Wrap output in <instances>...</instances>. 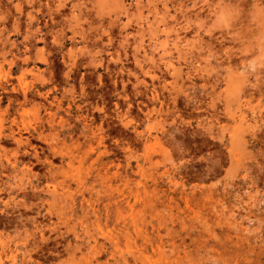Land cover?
Wrapping results in <instances>:
<instances>
[{"label": "rangeland", "instance_id": "rangeland-1", "mask_svg": "<svg viewBox=\"0 0 264 264\" xmlns=\"http://www.w3.org/2000/svg\"><path fill=\"white\" fill-rule=\"evenodd\" d=\"M0 85V264H264V0H0Z\"/></svg>", "mask_w": 264, "mask_h": 264}, {"label": "bare ground", "instance_id": "bare-ground-1", "mask_svg": "<svg viewBox=\"0 0 264 264\" xmlns=\"http://www.w3.org/2000/svg\"><path fill=\"white\" fill-rule=\"evenodd\" d=\"M11 55H12V54H11ZM25 55L27 56V54H25ZM23 56H24V55H23ZM13 59H14V58H13ZM22 59H23V58H22ZM42 59H43V58H42ZM44 60H45V59H44ZM10 61H12V60H10ZM21 61H22V60H21ZM27 61H28V60H27ZM12 63H13V62H12ZM12 63H11V64H12ZM8 64H9V63H8ZM26 64H27V63H26ZM27 65H28V64H27ZM27 65H26V66H27ZM9 68H10V67H9ZM13 68H14V67H13ZM27 68H28V67H27ZM10 69H11V68H10ZM20 69H21V68H20ZM25 69H26V68H25ZM25 69H24V70H25ZM32 69H33V68H32ZM35 69H37V68H35ZM24 70H23V71H24ZM33 70H34V69H33ZM70 71H72V70H70ZM31 72H32V71H31ZM7 73H8V72H7ZM32 73H33V72H32ZM69 73H70V72H69ZM15 74H16V73H15ZM25 74H26V73H25ZM33 74H34V73H33ZM41 74H42V73H41ZM23 75H24V74H23ZM23 75H22V76H23ZM42 75H43V74H42ZM70 76H71V75H70ZM4 77H5V76H4ZM6 77H7V76H6ZM10 77H11V76H10ZM24 77H25V76H24ZM15 78H16V77H15ZM19 78H20V77H19ZM40 78H41V77H40ZM23 79H24V78H23ZM43 80H45V79H43ZM16 81H17V79H16ZM41 81H42V80H41ZM41 83H42V82H41ZM7 85H8V84H7ZM0 86H1V85H0ZM2 86L4 87V85H2ZM16 88H17V87H16ZM23 88H24V87H23ZM10 89H11V88H10ZM31 89H32V88H31ZM3 90H4V89H3ZM19 90H20V89H19ZM14 91H15V89H14ZM21 91H22V90H21ZM26 91H28V90H26ZM12 92H13V91H12ZM49 92H50V91H49ZM70 92H71V91H70ZM8 93H9V92H8ZM23 93H25V92H23ZM68 93H69V92H68ZM75 93H76V92H75ZM36 94H37V93H36ZM42 95H43V94H42ZM49 95H50V94H49ZM56 95H57V94H56ZM47 96H48V95H47ZM74 96H75V94H74ZM71 97H72V96H71ZM47 98H48V97H47ZM54 98H55V97H54ZM56 98H57V96H56ZM72 98H73V97H72ZM72 98H71V99H72ZM6 99H7V98H6ZM8 99H10V98H8ZM42 99H43V98H42ZM54 100H56V99H54ZM10 101H11V100H10ZM14 101H15V100H14ZM46 101H47V100H46ZM50 101H51V100H50ZM20 102H21V101H20ZM51 102H52V101H51ZM63 102H64V101H63ZM21 103H22V102H21ZM28 103H29V102H28ZM68 103H69V102H68ZM8 104H10V103H8ZM16 104H17V103H16ZM16 104H15V105H16ZM44 104H45V103H44ZM13 105H14V104H13ZM17 105H18V104H17ZM29 106H30V105H29ZM54 106H55V105H54ZM59 106H61V105H59ZM18 107H19V106H18ZM16 108H17V107H16ZM16 108H15V109H16ZM23 108H24V107H23ZM40 108H41V107H40ZM43 108H44V107H43ZM56 108H57V107H56ZM62 108H63V107H62ZM12 109H13V108H12ZM28 109H29V108H28ZM34 109H35V108H34ZM57 110H58V109H57ZM47 111H48V110H47ZM49 111H50V110H49ZM52 111H53V110H52ZM55 111H56V109H55ZM68 111H69V110H68ZM48 113H49V112H48ZM54 113H55V112H54ZM54 113H53V114H54ZM67 113H68V112H67ZM14 114H15V113H14ZM16 114H17V113H16ZM51 114H52V113H51ZM79 114H80V113H79ZM5 115H6V114H5ZM17 115H18V114H17ZM58 115H59V114H58ZM8 116H9V115H8ZM8 116H7V118H8ZM10 116H11V115H10ZM28 116H29V115H28ZM18 117H20V116H18ZM22 117H24V115H23ZM44 118H45V117H44ZM4 119H5V118H4ZM4 119H3V120H4ZM24 119H26V118H24ZM40 119H41V118H40ZM16 120H17V118H16ZM22 120H23V119H22ZM42 120H43V119H42ZM47 120H48V119H47ZM29 121H30V120H29ZM5 122H6V121H5ZM47 122H48V121H47ZM50 122H51V121H50ZM53 122H55V121H53ZM62 122H63V121H62ZM81 122H82V121H81ZM64 123H65V121H64ZM60 125H62V124H60ZM64 125H65V124H64ZM67 125H68V124H67ZM82 125H83V124H82ZM91 125H92V124H91ZM26 126H27V125H26ZM34 126H35V125H34ZM27 127H28V126H27ZM49 127H51V126H49ZM64 127H65V126H64ZM67 127H68V126H67ZM70 127H71V126H70ZM0 128H1V127H0ZM29 128H30V127H28V129H29ZM62 128H63V127H62ZM87 128H88V127H87ZM87 128H86V129H87ZM26 129H27V128H26ZM36 129H37V128H36ZM43 129H44V128H43ZM58 129H59V128H57V130H58ZM95 129H96V128H95ZM9 130H10V129H9ZM21 130H22V129H21ZM24 130H25V129H24ZM29 130H30V129H29ZM29 130H27V131H29ZM31 130H32V128H31ZM34 130H35V129H34ZM89 130H90V129H89ZM89 130H88V131H89ZM92 130H93V129H92ZM37 131H38V130H37ZM64 131H65V130H64ZM64 131H63V132H64ZM90 131H91V130H90ZM97 131H98V130H97ZM1 132H2V131H1ZM19 132H20V131H19ZM24 132H25V131H24ZM38 132H40V131H38ZM71 132H72V130H71ZM73 132H74V129H73ZM6 133H7V132H6ZM6 133H5V131H4V134H6ZM17 133H18V132H17ZM45 133H46V132H45ZM55 133H56V132H55ZM58 133H59V132H58ZM68 133H70V132H68ZM68 133H67V134H68ZM85 133H86V132H85ZM90 133H92V131H91ZM93 133H94V132H93ZM93 133H92V134H93ZM18 134H19V133H18ZM87 134H88V133H87ZM94 134H95V133H94ZM2 135H3V134H2ZM2 135H1V136H2ZM14 135H15V134H14ZM28 135H31V134H28ZM45 135H46V134H45ZM59 135H60V134H59ZM32 136H34V135H32ZM70 136H71V135H70ZM70 136H69V137H70ZM85 136H86V135H85ZM85 136H84V137H85ZM88 136H89V135H88ZM17 137H18V136H17ZM41 137H42V136H41ZM59 137H60V136H59ZM5 138H6V137H5ZM8 138H9V137H8ZM12 138H13V137H12ZM56 138H58V137H56ZM56 138H55V139H56ZM15 139H16V138H15ZM40 139H41V138H40ZM45 139H46V138H45ZM73 139H74V138H73ZM95 139H96V138H95ZM2 140H3V139H2ZM7 140H8V139H6V141H7ZM24 140H25V139H24ZM43 140H44V139H43ZM48 140H49V139H48ZM48 140H47V141H48ZM59 140H60V139H59ZM85 140H86V139H85ZM0 141H1V140H0ZM8 141H9V140H8ZM13 141H14V140H13ZM17 141H18V140H17ZM44 141H45V140H44ZM44 141H43V143H44ZM52 141H53V140H52ZM52 141H51V142H52ZM54 141H55V140H54ZM56 141L58 142V140H56ZM56 141H55V142H56ZM88 141H89V140H88ZM49 142H50V141H49ZM59 142H60V141H59ZM64 142H65V141H64ZM27 143H28V142H27ZM30 143H31V142H30ZM47 143H48V142H47ZM52 143H53V142H52ZM75 143H76V142H75ZM9 144H10V143H9ZM62 144H63V143H62ZM27 145H28V144H27ZM46 145H47V144H46ZM50 145H51V144H50ZM73 145H74V144H73ZM75 145H76V144H75ZM85 145H86V144H85ZM89 145H90V144H89ZM89 145H88V146H89ZM47 146H48V145H47ZM57 146H58V145H57ZM67 146H68V145H67ZM83 146H84V145H83ZM83 146H82V147H83ZM69 147H70V146H69ZM92 147H93V146H92ZM100 147H101V146H100ZM51 148H52V147H51ZM1 149H2V146H1ZM54 149H55V148H54ZM98 149H99V148H98ZM82 150H83V148H82ZM85 150H86V149H85ZM9 151H10V150H9ZM17 151H18V149H17ZM75 151H76V150H75ZM75 151H74V152H75ZM54 152H55V151H54ZM56 152H58V151H56ZM66 152H68V151H66ZM96 152H97V151H96ZM25 153H26V152H25ZM41 153H42V152H41ZM58 153H59V152H58ZM68 153H69V152H68ZM11 154H12V153H11ZM21 155H22V154H21ZM70 155H71V154H70ZM78 155H79V154H78ZM13 156H14V152H13ZM22 156H23V155H22ZM53 157H54V156H53ZM69 157H70V156H69ZM79 157H80V156H79ZM15 158H17V157H15ZM54 158H55V157H54ZM54 158H53V159H54ZM89 158H90V157H89ZM1 159H2V158H1ZM5 159H6V158H4V160H5ZM48 159H49V158H48ZM72 159H73V158H72ZM75 159H76V158H75ZM4 160H3V161H4ZM6 160H7V159H6ZM12 160H13V159H12ZM39 160H40V159H39ZM66 160H67V159H66ZM78 160H79V159H78ZM3 161H2V162H3ZM15 161H16V160H15ZM37 161H38V160H37ZM44 161H45V160H44ZM48 161H49V160H48ZM50 161H51V160H50ZM50 161H49V162H50ZM72 161H73V160H72ZM75 161H76V160H75ZM87 161H88V159H87ZM89 161H90V160H89ZM103 161H105V160H103ZM13 162H14V161H13ZM64 162H65V161H64ZM98 162H99V161H98ZM33 163H34V162H33ZM35 163H36V162H35ZM35 163H34V164H35ZM41 163H42V162H41ZM41 163H40V164H41ZM72 163H74V162H72ZM75 163H76V162H75ZM88 163H89V162H88ZM37 164H38V162H37ZM37 164H36V165H37ZM53 164H54V163H53ZM70 164H71V163H70ZM99 164H100V163H99ZM7 165H8V164H7ZM11 165H12V164H11ZM14 165H15V164H14ZM64 165H65V164H64ZM79 165H81V164L79 163ZM96 165H97V164H96ZM22 166H23V165H22ZM29 166H30V165H29ZM32 166H33V165H32ZM46 166H47V165H46ZM62 166H63V163H62ZM3 167H4V166H3ZM3 167H2V168H3ZM55 167H56V166H55ZM60 167H61V166H60ZM69 167H70V166H69ZM71 167H73V166H71ZM11 168H12V167H11ZM29 168H30V167H29ZM110 168H111V167H110ZM24 169H25V168H24ZM5 170H6V169H5ZM60 170H61V169H60ZM99 170H100V168H99ZM99 170H98V171H99ZM1 171H2V170H1ZM25 171H26V170H25ZM29 171H30V170H29ZM46 171H47V170H46ZM80 171H81V170H80ZM54 172H55V171H54ZM81 172H82V171H81ZM101 172H102V171H101ZM21 173H22V172H21ZM29 173H30V172H29ZM31 173H32V172H31ZM99 173H100V172H99ZM93 174H94V173H93ZM100 174H101V173H100ZM11 175H12V174H11ZM22 175H23V173H22ZM15 176H17V175H15ZM71 176H72V175H71ZM103 176H104V175H103ZM22 177H23V176H22ZM24 177H25V176H24ZM28 177H29V175H28ZM32 177H34V176H32ZM35 177H36V176H35ZM57 177H58V176H57ZM59 177H60V175H59ZM91 177H92V176H91ZM41 178H42V177H41ZM43 178H44V177H43ZM50 178H51V177H49V179H50ZM93 178H94V177H93ZM28 179H29V178H28ZM49 179L47 178V180H49ZM51 179H52V178H51ZM88 179H89V178H88ZM38 180H39V179H38ZM19 181H20V180H19ZM19 181H17V182H19ZM22 181H23V180H22ZM52 181H53V180H52ZM88 181H89V180H88ZM90 181H91V179H90ZM24 182H25V180L23 181V183H24ZM67 182H68V181H67ZM85 182H86V181H85ZM45 183L47 184V182H45ZM89 183H90V182H89ZM106 183H107V181H106ZM17 184H18V183H17ZM19 184H20V183H19ZM70 184H71V182H70ZM84 184H85V183H84ZM86 184H87V183H86ZM90 184H91V183H90ZM33 185H34V184H33ZM121 185H122V183H121ZM16 186H17V185H16ZM40 186H41V185H40ZM85 186H86V185H85ZM91 186H92V185H91ZM93 186H95V185H93ZM98 186H100V185H98ZM49 187H50V186H49ZM66 187H67V186H66ZM3 188H4V187H3ZM10 188H11V186H10ZM21 188H22V187H21ZM25 188H26V187H25ZM30 188H31V187H30ZM38 188H39V187H38ZM57 188H58V187H57ZM84 188H85V187H84ZM87 188L89 189L88 185H87ZM93 188H94V187H93ZM96 188H98V187H95V189H96ZM100 188H101V187H100ZM32 189H33V188H32ZM88 189H87V190H88ZM90 189H91V188H90ZM102 189H103V188H102ZM1 190H3V189H1ZM9 190H11V189H9ZM20 190H21V189H20ZM71 190H72V189H71ZM87 190H86V191H87ZM96 190H97V189H96ZM96 190H95V191H96ZM98 190H99V189H98ZM100 190H101V189H100ZM100 190H99V191H100ZM125 190H126V189H125ZM27 191H28V190H27ZM30 191H31V190H30ZM36 191H37V190H36ZM60 191H61V190H60ZM78 191H79V190H78ZM83 191H84V190H83ZM90 191H91V190H90ZM95 191H94V192H95ZM8 192H9V191H8ZM43 192H44V191H43ZM46 192H47V191H46ZM75 192H76V191H75ZM30 193H31V192H30ZM77 193H78V192H77ZM79 193H80V192H79ZM83 193H84V192H83ZM97 193H98V191H97ZM103 193H104V192H103ZM26 194H27V193H26ZM34 194H35V192H34ZM92 194H93V193H92ZM116 194H117V193H116ZM81 195H82V194H81ZM83 195H84V194H83ZM99 195H100V194H99ZM99 195H98V196H99ZM10 196H11V195H10ZM67 196H68V195H67ZM88 196H89V194H88ZM90 196H91V194H90ZM51 197H52V196H51ZM77 197H78V196H77ZM80 197H81V196H80ZM92 197H93V195H92ZM95 197H96V196H95ZM81 198H82V197H81ZM93 198H94V197H93ZM126 198H127V197H126ZM104 200H105V199H104ZM63 201H64V200H63ZM8 202H9V201H8ZM72 202H73V201H72ZM76 202H77V201H76ZM85 202H86V201H85ZM114 202H115V201H114ZM19 204H20V203H19ZM71 204H72V203H71ZM46 205H47V204H46ZM64 205H65V204H64ZM75 205H77V204H75ZM52 206H53V205H52ZM109 206H110V205H109ZM127 206H128V205H127ZM107 207H108V206H107ZM129 207H130V206H129ZM58 208H59V207H58ZM73 208H75V207H73ZM79 208H80V207H79ZM94 208H96V206H94ZM81 209H82V207H81ZM57 210H58V209H57ZM120 210H121V209H120ZM46 211H47V210H46ZM54 211H55V210H54ZM77 211H78V210H77ZM101 211H102V210H101ZM116 211H117V209H116ZM58 212H59V211H58ZM56 213H57V212H56ZM62 213H63V212H62ZM71 213H72V212H71ZM74 213H75V212H74ZM79 213H80V211H79ZM107 213H108V212H107ZM120 213H121V212H120ZM53 214H54V213H53ZM75 214H76V213H75ZM104 214H105V212H104ZM73 215H74V214H73ZM73 215H72V216H73ZM87 215H88V214H87ZM61 216H62V215H61ZM125 216H126V215H125ZM125 216H124V217H125ZM51 217H52V216H51ZM90 217H91V216H90ZM119 217H120V216H119ZM116 219H117V218H116ZM123 219H124V218H123ZM125 220H126V219H125ZM79 221H80V220H79ZM87 223H88V222H87ZM117 223H118V222H117ZM125 225H126V224H125ZM127 226H128V225H127ZM49 227H50V226H49ZM120 227H121V226H120ZM55 228H56V227H55ZM122 228H123V227H122ZM126 229H127V228H126ZM126 229H125V230H126ZM126 231H127V230H126ZM129 232H130V231H129ZM124 234H125V233H124ZM111 242H112V241H111ZM122 258H123V257H122ZM123 259H124V258H123ZM119 261H120V260H119ZM115 262H116V261H115ZM125 262H126V260H125ZM127 262H128V261H127Z\"/></svg>", "mask_w": 264, "mask_h": 264}]
</instances>
